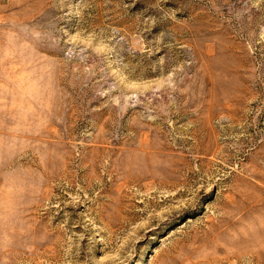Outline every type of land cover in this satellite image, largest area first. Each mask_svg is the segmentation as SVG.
Returning a JSON list of instances; mask_svg holds the SVG:
<instances>
[{"label":"rangeland","instance_id":"obj_1","mask_svg":"<svg viewBox=\"0 0 264 264\" xmlns=\"http://www.w3.org/2000/svg\"><path fill=\"white\" fill-rule=\"evenodd\" d=\"M0 264H264V0H0Z\"/></svg>","mask_w":264,"mask_h":264}]
</instances>
